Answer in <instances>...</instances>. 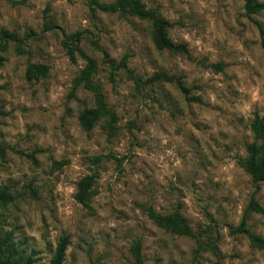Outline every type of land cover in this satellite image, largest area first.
<instances>
[{"label": "rangeland", "instance_id": "374dc122", "mask_svg": "<svg viewBox=\"0 0 264 264\" xmlns=\"http://www.w3.org/2000/svg\"><path fill=\"white\" fill-rule=\"evenodd\" d=\"M92 1L0 0V186L13 196L0 209L2 234L30 264H52L64 238L61 264H136V244L140 264H264V251L232 233L245 216L264 239V213L248 209L253 199L264 210V182L241 165L252 122L264 117V11L247 16L243 0H141L186 45L182 54L156 49L150 22ZM75 33L96 61L92 82L115 115L113 136L104 121L79 124L95 102L74 87L86 63L64 47ZM31 65H46V76L29 80ZM160 72L186 92L148 81ZM92 174L85 208L77 184ZM146 208L179 211L203 249Z\"/></svg>", "mask_w": 264, "mask_h": 264}, {"label": "trees", "instance_id": "16d2710c", "mask_svg": "<svg viewBox=\"0 0 264 264\" xmlns=\"http://www.w3.org/2000/svg\"><path fill=\"white\" fill-rule=\"evenodd\" d=\"M244 10L247 16L256 15L264 11V2L261 0H243ZM92 5L104 13L117 14L119 16H133L143 21H148L152 25L151 37L153 44L158 50H169L176 53H187L185 44L174 43L168 35L170 24L158 16L154 11L149 10L141 2V0H115L113 4H100L98 0H93ZM2 38H7L17 41V37L7 31H1ZM79 33L70 36L69 41L64 43V47L72 62H75V53H81L85 58V66L80 71L79 75L74 81V87L83 86L93 93L95 106L85 109L79 116V124L85 131L92 130L100 121H104V129L109 135H114V122L115 115L109 109L105 97L99 86L92 82V77L96 73V61L89 56H85L78 48ZM18 53H22L21 46L17 47ZM1 61V57H0ZM120 66H124L121 62ZM220 66V65H219ZM48 72L46 65H31L27 71V78L29 80H39L45 77ZM149 82H164L176 83L180 86L181 90L186 92L185 88L181 86L180 80L175 76H169L165 73H155L148 80ZM3 112L0 109V121ZM251 131L254 136V141L247 147V157L241 162L246 173L250 176L254 185L264 182V117L255 118L251 125ZM95 174L86 176L77 184V192L75 195L76 200L85 208H89L91 187L95 181ZM13 200V196L9 193L6 187L0 186V209H4ZM249 210L257 213H264V210L259 206L257 201L251 200ZM145 212L148 218L154 222L158 227L176 234L178 236L188 237L197 241V251L203 249V245L199 241L198 236L190 227L188 220L179 212L174 211L169 214H158L151 208H146ZM1 218V215H0ZM232 233H242L248 236L251 245L259 250L264 251V239L260 236L251 234L246 228V217L241 220L240 225L232 231ZM67 246V239L61 240L52 264H61L64 257V252ZM136 264L141 263L140 244L133 247ZM31 259H24L18 254L16 249L11 245L10 234H2L1 220H0V264H30Z\"/></svg>", "mask_w": 264, "mask_h": 264}]
</instances>
